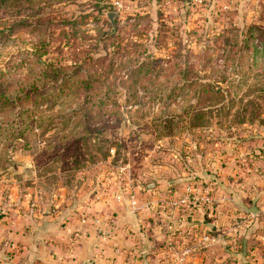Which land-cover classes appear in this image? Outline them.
I'll return each mask as SVG.
<instances>
[{
    "label": "rangeland",
    "instance_id": "374dc122",
    "mask_svg": "<svg viewBox=\"0 0 264 264\" xmlns=\"http://www.w3.org/2000/svg\"><path fill=\"white\" fill-rule=\"evenodd\" d=\"M35 1V5L21 3L20 9L0 11V27L4 24L8 28L9 24L25 19L31 9L38 10L35 12L44 19L50 18L51 26L44 27L41 37L47 45L42 57L46 64L58 65L61 56L65 62L72 61L74 48L89 51L94 58L102 56L101 44L94 49L93 39L110 31L111 24L115 25L113 31L120 46L138 41L149 56L159 60L155 69H160L161 73L157 77L153 73L144 80L141 75L131 73L138 80L121 85L120 81H127L128 69L124 64V67L117 66L120 69L114 75L118 80L114 81L116 86L110 88L111 100L117 101L114 111L117 119L112 116L96 119L90 126L95 136L86 150L80 141L74 142L81 136L82 129L74 127L72 122L62 128L60 121L54 120L51 131L42 135L32 130L22 141L15 140L16 135L9 136L6 131L0 134V190L17 184L24 192L35 195L37 201L46 203V207L54 198L59 204L80 205L77 216H84L86 207L103 199L117 202L122 199L121 192L128 196L135 188L141 191L152 185L168 184L177 188L169 194L173 199L192 191L190 187L195 194H201L202 189L210 186L209 196L213 202L216 195H228L230 192L223 188L232 183L236 192L254 188L257 195L261 193L257 189L264 181L261 175L264 163L257 158L264 155V95L256 96L260 90L264 92V0H201L196 6L193 0ZM98 7L103 11L97 10ZM109 15H112L111 22ZM62 20H69V24ZM71 21L75 23L73 35H70ZM15 30L17 28L7 33L9 40L0 42V71L11 77L8 79L20 82L31 67L25 60L30 59L31 52L27 43L38 42L40 37L38 34L30 36L28 31L15 34ZM61 31L66 36H62ZM234 44L243 50L235 51L232 47L227 54ZM225 57L228 60L224 64ZM204 58L207 68L201 69ZM182 61L193 65L192 75L200 79L217 82L223 79L220 87L228 93L227 99L233 101L224 103L223 115V112L221 115L214 112L205 124H196L194 128L185 115L189 112L188 103L193 101L191 93L172 91L178 73L169 67ZM171 93L178 96L169 98ZM72 98L53 106L45 104L36 110L32 103L23 107L35 116H43L47 122L52 115L75 110L82 94L77 103L71 102ZM250 101L259 105L256 119L249 116L253 107L244 106ZM242 108L246 110L245 121L233 122ZM70 131L73 132L70 134ZM63 136L66 139H62ZM9 141L15 149L11 153ZM25 142L27 148L23 147ZM250 153L256 155L255 160L246 157ZM249 158V163L242 160ZM242 200L237 198L239 203ZM154 201L164 208L163 201L167 203L168 198ZM191 208L190 215L178 213L185 218L206 215L201 207ZM173 214L175 212L169 216ZM165 219L164 226L167 225ZM201 223L199 231L210 233L213 222L204 219ZM194 225H189L190 234H185L187 246L190 245L188 239H194L191 233L197 231ZM158 229L159 233H165L164 228ZM220 242L223 244L220 248L227 249L221 239ZM167 246L172 255L177 253L172 244Z\"/></svg>",
    "mask_w": 264,
    "mask_h": 264
},
{
    "label": "crops",
    "instance_id": "0c3cea01",
    "mask_svg": "<svg viewBox=\"0 0 264 264\" xmlns=\"http://www.w3.org/2000/svg\"><path fill=\"white\" fill-rule=\"evenodd\" d=\"M250 158L242 160L249 163ZM263 158L264 155L257 161L264 163ZM262 168L264 178V164ZM15 185L0 190V264H174L179 252L172 255L167 245L174 244L172 239L178 231L185 237L192 224H196L197 231L191 233L194 239L187 243L195 251L186 264H264V181L257 189L261 192L258 195L254 188L236 192L233 183L224 187L230 193L216 195L217 207L211 218H185L169 209L165 201L164 208L157 205V198H170L169 193L165 194L169 188L166 186H170L166 184L141 191L135 188L128 196L121 192L122 199L117 202L103 199L91 204L84 212L88 220L77 216L80 205L59 204L54 198L46 207L35 195ZM237 198L244 200L239 203ZM172 212L175 214L169 216ZM250 212L257 213L256 218L245 221L243 214ZM204 219L213 222L210 237L214 241L207 249L195 245L202 233L198 226ZM171 226L173 229H168ZM158 227L165 233H159ZM232 227L238 238L235 251L226 245L227 249L220 248V239L224 242V235Z\"/></svg>",
    "mask_w": 264,
    "mask_h": 264
},
{
    "label": "trees",
    "instance_id": "16d2710c",
    "mask_svg": "<svg viewBox=\"0 0 264 264\" xmlns=\"http://www.w3.org/2000/svg\"><path fill=\"white\" fill-rule=\"evenodd\" d=\"M35 2V0H0V11L4 12L10 8L20 9L21 3L35 5ZM31 10L29 15L25 16V19L9 24L8 28L4 24H1L2 26L0 27V42L9 40L7 33L14 31L16 28L15 34L28 31L30 36L38 34L40 37L38 42L27 43L31 52L29 53L30 59L25 58V60L27 61V66L31 67H29V74L24 76L23 79H20V82L18 79H8L11 77L8 74L6 75V72L0 71V134L6 131L9 136L16 135L14 137L15 140L22 141L25 134L32 130H38L42 135L51 131L54 127L52 124L54 120L60 121L62 128H67V124L72 122L74 127L82 129L80 132L81 136L75 139L74 142L80 141L86 150V145L93 139L92 136H95L94 131L90 130L92 123H95L96 119H102L104 116H112L117 119V114L114 112L117 110V101L111 100L110 88L116 86L114 81L118 79L114 73L120 69L118 67H122L124 64L128 69L127 81H120L119 84L127 85L129 82L133 84L138 78L131 76V73H134L133 75L136 76L141 75L142 80L153 73L157 77L161 73L160 69H155L159 60L149 56L146 48L140 45L138 41L131 43L125 42L120 46V43L115 39V32L113 31L115 25L112 26L109 23L111 30L101 33L97 39H93V42L95 41L94 49L97 48L96 46L98 44H101L103 50L102 56L94 58L88 53L89 51L74 48L71 51V54L74 55L72 56V61L65 62L61 56L58 58V65L46 64L45 61H42V57L46 54L47 45L41 37L44 32V27L48 28L51 26L50 18L44 19L43 15H37L35 11L38 10ZM97 10L103 11V8L98 7ZM33 18L34 20H32ZM28 20H32V22H28ZM62 21L65 24H69V20ZM31 23L34 25H31ZM70 25L73 26L70 35H73L75 33V31L73 32L75 23L73 24L71 21ZM61 33L62 36H66L63 31ZM20 43L24 45L23 41H20ZM232 47H234L235 51L243 50L242 47L234 44L230 46L227 54H229V51H232ZM122 59L125 60L119 63ZM202 60L203 65L201 69L207 68V60L205 58ZM227 60V57L223 58V63L225 64ZM116 62H118V65L115 64ZM192 66L182 61L181 64L173 63L169 69L171 71L175 70L178 73L172 91H186L185 93H191L193 101L188 103L189 112H186L185 115L187 116L190 127L194 128L196 124H199V126L205 124L214 112L217 115H221V112H223V115L224 103H233V101L232 99H227L226 96L228 93L220 87V84L224 82L223 79H220L218 82L205 77V79H200L197 75H192V72H194ZM18 67L19 65H17L16 70H18ZM46 87L47 90H44ZM55 88L58 89L56 90ZM64 91H68V93L64 94ZM80 93L82 94V99L78 102ZM263 95L264 92L260 90L256 97L260 98ZM60 96L63 98H60ZM70 96L73 97L71 102H78L76 109L70 110V113L65 111L66 113L52 115L47 119V122L44 121L43 116H35L32 111L30 113L28 109L23 107L25 104L32 103L35 108L34 110H36L45 104L53 106L56 102L58 104L64 103L66 100H69L67 98ZM177 96L173 93L168 95L169 98H176ZM247 103L246 105L244 104L245 107L248 105L253 107L249 116L253 119L258 118L257 112L259 111V105L254 103V101ZM14 108H16V112H12ZM228 112H225V115ZM245 113V108H242L233 122L237 121L238 123H242L245 121ZM3 114L6 117H10V119L4 118L2 116ZM95 130L97 131V129ZM72 132L70 131V134ZM62 139H66V137L63 136ZM10 142L8 144H10L9 152L11 153L15 149L11 147ZM101 142L106 143V141ZM23 147L27 148L26 142ZM86 154L89 155L88 153ZM246 157H256V155L250 153ZM10 159L9 157V163H11ZM176 189L170 186L165 194H171ZM208 231L211 232L210 230Z\"/></svg>",
    "mask_w": 264,
    "mask_h": 264
},
{
    "label": "built area",
    "instance_id": "2783aa9c",
    "mask_svg": "<svg viewBox=\"0 0 264 264\" xmlns=\"http://www.w3.org/2000/svg\"><path fill=\"white\" fill-rule=\"evenodd\" d=\"M200 3L201 0H193V5L195 6ZM209 187L210 186H207L204 189H202L201 194H195L193 190L194 188L190 187V190L192 191H187L186 194H184L183 196L181 195L179 198L177 197L176 199H173L171 197L168 198V202L166 203V205L169 209L177 210L178 212L187 213L188 215L192 213L191 207H201L200 209L205 210L206 216H211L215 212L217 203L216 201L213 202L210 200L212 198L209 196L210 193ZM256 216L257 213L250 212V213H244L242 217L245 221H249V220L253 221L256 218ZM82 219L88 220V218L86 216L83 217V215H82ZM234 226H237V223ZM174 236H173L174 238L172 239L174 241L173 245L174 247L176 245L177 251L179 252L178 254H176L174 258V264H186L188 259L191 257V253L192 250L194 249V246L192 245L187 246L186 244H184V236L182 235L181 231H178L177 235ZM224 237H225L224 243L228 247V249L231 251H235L238 247L237 245L238 238L237 235L235 234V230H233V227L231 229V232L229 234H225ZM198 238H199L198 242L195 245L201 247H206V245H209L214 241V238L210 237V233H200ZM117 253L119 252H116V254Z\"/></svg>",
    "mask_w": 264,
    "mask_h": 264
},
{
    "label": "water",
    "instance_id": "95a60500",
    "mask_svg": "<svg viewBox=\"0 0 264 264\" xmlns=\"http://www.w3.org/2000/svg\"><path fill=\"white\" fill-rule=\"evenodd\" d=\"M111 16H112V15H109V16H108L109 21H111Z\"/></svg>",
    "mask_w": 264,
    "mask_h": 264
}]
</instances>
